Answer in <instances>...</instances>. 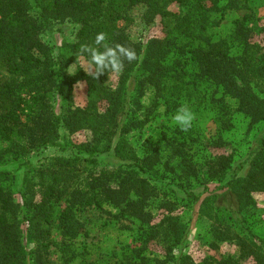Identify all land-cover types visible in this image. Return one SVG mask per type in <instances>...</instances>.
<instances>
[{"label":"trees","instance_id":"16d2710c","mask_svg":"<svg viewBox=\"0 0 264 264\" xmlns=\"http://www.w3.org/2000/svg\"><path fill=\"white\" fill-rule=\"evenodd\" d=\"M238 1L230 0L229 7L237 8ZM173 4L181 10L170 11ZM138 6L147 8V23L159 18L166 34L150 39L144 47L127 33L130 13ZM224 11L220 0H0V264H47L54 229L64 241H74L84 230L77 215L81 208H95L115 219L139 224L141 245L127 264H240L243 259L264 264V243L247 226L244 237L237 233L238 259L208 257L197 263L184 251L189 224L176 212L197 206L201 196L180 179L171 193L165 192L167 177L161 170L160 147L146 146L139 158L131 150L129 157L120 152L119 156L132 162L114 170L98 168L97 154L112 150L117 135L147 123L148 118L145 122L135 118V108H143L139 100L147 91L154 93L148 112L155 111L162 101L170 105L166 96L169 83L182 84L190 65L199 81L236 100L239 112L252 125L264 124V40H254L251 15L235 22L233 41L241 48L240 54L231 52L234 43L209 38L206 32L216 23L210 17ZM66 21L80 26L77 41L65 44L64 51L55 56L43 38L54 23ZM101 32L106 34L108 46L121 45L137 55L131 62L124 60L115 88L107 83L114 72L95 79L81 69L70 72L79 58L89 63L90 57L81 53V47H98L94 42ZM80 81L87 85L88 101L83 108L75 106L73 99ZM61 130L67 134L62 136ZM80 131H89L90 140L71 143L69 136ZM164 138L182 173L195 175L187 142ZM120 144L126 145V139L117 142L113 150ZM229 145L222 138L211 144L215 149ZM55 147L74 156L56 158L36 168L31 154ZM233 157V153L211 155L207 175L222 183L231 173L226 186L240 214L253 210L255 195L264 194V132L246 160V175L234 172ZM159 199L164 213L155 223L152 205ZM218 201L217 196L206 198L199 216L217 218L221 212ZM227 226L218 222L214 228L220 234L236 224ZM30 244L35 245L33 250ZM155 245L161 254L146 256L144 252Z\"/></svg>","mask_w":264,"mask_h":264},{"label":"rangeland","instance_id":"374dc122","mask_svg":"<svg viewBox=\"0 0 264 264\" xmlns=\"http://www.w3.org/2000/svg\"><path fill=\"white\" fill-rule=\"evenodd\" d=\"M230 0H220V5L225 8L224 14L219 12L210 17L216 19V23L209 27L206 35L214 41L225 40L233 45L231 52L238 55L241 48L233 41L235 22L251 15L249 26L255 30L254 40L262 42L264 34V0H249V8L246 9V0H239V6L235 9L229 7ZM170 11L179 12L178 4H173ZM147 8L138 6L131 11L132 22L127 26L129 37L137 44L145 46L153 38H163L166 34L163 31L160 19L153 23L145 21ZM123 24V23H122ZM80 26L73 21L54 23L51 31L44 36V42L54 50V55H60L67 43L77 41V34ZM264 44V41H263ZM83 70L89 74L92 66L84 59L79 58L70 68L71 73ZM187 75L184 76L182 84L169 83V91L166 96L171 101L170 105L162 101V104L152 113L148 112L149 106L154 101V93L148 90L139 102L143 108L137 107L135 118L143 122L148 118L147 123L134 127L132 131L113 139L112 148L117 142L126 139V145L120 144L117 151H103L98 155V168L114 170L119 166H126L132 162L119 156L120 152L129 153L131 150L136 157L144 155L146 146H158L161 149V170L167 177L164 180L165 192L176 187L179 179L188 186L193 187L197 196H201V201L197 206L187 210L180 208L176 214L182 215V220L189 224L184 251L189 254L197 263L208 257L221 259V257H240L239 239L246 235V226L264 243V194L255 195L256 207L253 210L238 213L237 203L234 195L227 188V182L231 178V173L224 178L222 183L213 182L207 175V166L210 156L222 153H233V170L238 175H246V160L251 153L259 146L264 132V124L252 125L249 118L238 110V102L225 96L221 89L212 84L199 81L196 76V69L192 65L187 67ZM119 73H113L108 77L107 83L112 87H117L119 83ZM87 85L84 81L78 82L74 87L73 99L75 106L85 107L88 101ZM173 102V103H172ZM187 106L194 114L192 127L188 131L181 130L173 123V117L178 109ZM145 122V121H144ZM67 132L61 130V135ZM178 139L180 142H187V149L193 155V164L197 173H182L183 168L179 166L177 158L170 157V150L166 147L164 136ZM69 136V135H68ZM89 131H80L69 136V141L75 145L83 144L90 140ZM222 138L230 145L225 149H215L211 144ZM61 145L65 140H61ZM72 153L65 152L60 147L50 148L44 151H36L31 154V161L35 167L46 165L50 160L56 158L70 159ZM84 157V154L82 155ZM126 156H130L127 154ZM173 169V170H172ZM169 177V178H168ZM36 181V180H35ZM174 182V184L172 182ZM169 183V184H168ZM209 196L219 197L218 203L221 212L217 218L214 216H199L201 203ZM36 197H39L37 195ZM160 199L152 205V212L155 215V223L163 217L160 209ZM113 214L116 212L111 208ZM181 210V211H180ZM83 223L84 230L74 241H64L57 229L52 231V244L48 249L47 264H127L128 258H132L136 253L134 250L141 245V231L138 223L128 220L115 219L95 208H81L77 213ZM218 222L228 227L232 223L236 227L216 232ZM225 231V232H224ZM34 244L29 245L33 250ZM151 251L144 252L146 256L153 257L161 254L157 245L151 247ZM240 264H255L252 259L240 260Z\"/></svg>","mask_w":264,"mask_h":264},{"label":"clouds","instance_id":"9594fccd","mask_svg":"<svg viewBox=\"0 0 264 264\" xmlns=\"http://www.w3.org/2000/svg\"><path fill=\"white\" fill-rule=\"evenodd\" d=\"M105 40L106 34L98 33L94 42L98 47L85 45L80 50L82 54L87 53L90 57L89 64L93 70L89 74L94 79L109 71L119 73L123 70L125 59L129 62L137 59L134 50L121 45L110 47L104 43ZM99 47H103V51H100ZM194 118L193 112L187 106H182L173 117V123L181 130L188 131L192 127Z\"/></svg>","mask_w":264,"mask_h":264}]
</instances>
